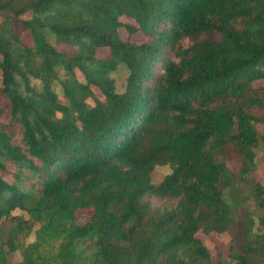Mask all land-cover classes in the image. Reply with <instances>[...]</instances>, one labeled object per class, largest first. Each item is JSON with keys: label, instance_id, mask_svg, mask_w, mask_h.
Wrapping results in <instances>:
<instances>
[{"label": "trees", "instance_id": "trees-1", "mask_svg": "<svg viewBox=\"0 0 264 264\" xmlns=\"http://www.w3.org/2000/svg\"><path fill=\"white\" fill-rule=\"evenodd\" d=\"M0 17V264H264V0H0Z\"/></svg>", "mask_w": 264, "mask_h": 264}, {"label": "rangeland", "instance_id": "rangeland-1", "mask_svg": "<svg viewBox=\"0 0 264 264\" xmlns=\"http://www.w3.org/2000/svg\"><path fill=\"white\" fill-rule=\"evenodd\" d=\"M119 19L122 21H127V19L123 16H120ZM0 21H1V17H0ZM15 27L17 31L22 33V35H24V37L27 38L26 34L22 32V30L19 28L18 25ZM130 38L132 41H135V42L141 41L143 39L142 35L139 32L135 33ZM57 47H62V46H57ZM74 71H75L74 72L75 77L78 78L80 82L84 81L82 74L77 69H75ZM125 73H126V70L124 69L122 65H119L117 69L111 73V76L115 81V87L117 91L121 89L122 83L124 81ZM32 83H37V81H32ZM55 91L57 93L58 99L60 101H63L64 98H63L61 89L58 84L55 87ZM88 103H91V100L88 99ZM227 165L230 169L237 170L238 163L236 161L229 160L227 161ZM167 170H168L167 167L155 168L151 173V181L153 183H157L162 178V176L167 172ZM252 174L255 180L264 184V153L262 151H260L258 154V163L256 165V169L252 172ZM153 200H154V203H157V204L164 201V200L157 201V199H153ZM21 212L22 211L17 210V209L13 211V213H21ZM90 214H91L90 210H77L76 211V216L79 219H82L83 217H86ZM34 229L30 233V235L27 237L26 242H30L34 239ZM198 236L203 242V244L209 250L211 258L213 260H224L225 262L229 261L228 243H229L230 237L228 234L212 232L209 234L199 233ZM9 259L11 262L18 261L20 259V252L19 251L11 252L9 254Z\"/></svg>", "mask_w": 264, "mask_h": 264}]
</instances>
